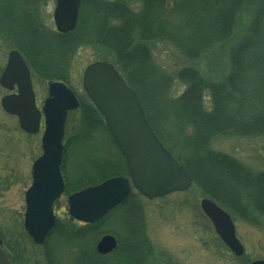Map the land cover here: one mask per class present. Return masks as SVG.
<instances>
[{"label":"trees","instance_id":"16d2710c","mask_svg":"<svg viewBox=\"0 0 264 264\" xmlns=\"http://www.w3.org/2000/svg\"><path fill=\"white\" fill-rule=\"evenodd\" d=\"M44 1L0 0V29L14 32L17 42L12 41V46L31 72L43 81L69 85L67 70L78 48L98 45L111 52L115 68L139 97L150 126L192 183L205 198L257 225L264 217V171L250 172L232 157L210 150L209 143L218 136L264 134V0H82L77 26L67 35L47 31L41 24L38 8ZM248 6L250 23L229 51L227 74L209 80L197 67L183 68L177 80L187 88L176 99H168L172 81L153 64L148 43L166 42L183 58L198 63L230 38L240 11ZM79 102L84 141L73 142L77 162L71 170L65 169L64 142L67 196L110 177L126 176L124 160L102 118L89 101ZM98 129L107 135L112 149L103 160L90 158V135ZM140 199L132 192L93 225L69 217L57 219L42 246L46 264H147L152 249ZM108 223L119 227L122 235L112 231L118 248L100 257L94 244L106 233L103 227Z\"/></svg>","mask_w":264,"mask_h":264},{"label":"rangeland","instance_id":"374dc122","mask_svg":"<svg viewBox=\"0 0 264 264\" xmlns=\"http://www.w3.org/2000/svg\"><path fill=\"white\" fill-rule=\"evenodd\" d=\"M55 6V0H45L38 8V18L47 31L56 33L53 21ZM251 11L250 6L241 10L230 38L198 63L183 58L166 42L148 43L153 64L172 81L168 99H176L187 88V84L177 80V73L183 68L197 67L200 75L209 80H220L227 74L229 51L245 35ZM10 50L0 38V74ZM95 61H106L114 67L116 63L111 52L98 45H90L76 50L70 69L67 70L69 87L85 104H88L89 100L82 90V74L84 69ZM31 80L36 105L41 109L48 95L47 81L38 79L34 73H31ZM7 94L8 92L0 87V100ZM205 107H210L207 97ZM79 128L80 111L76 110L68 115L65 124L66 170H71L77 162L73 142L84 141ZM42 132L43 123L38 134H24L17 119L5 114L0 107V243L12 264H46L42 248L32 243L23 223L24 195L32 183V164L42 153ZM89 145L90 158L94 160L109 157L112 150L106 134L101 129L91 133ZM209 149L232 157L254 174L264 171V134L214 137L209 143ZM204 198L192 183L184 193H175L155 200L140 199L145 218V233L152 249L147 264H249L255 260L264 261V217H260L257 225H251L231 215L237 238L245 250L242 258H235L203 215L200 201ZM66 207L67 195H63L54 205L58 220L64 221L68 217ZM103 229L106 232L103 235H114L112 231L122 235L119 227L110 223Z\"/></svg>","mask_w":264,"mask_h":264},{"label":"water","instance_id":"95a60500","mask_svg":"<svg viewBox=\"0 0 264 264\" xmlns=\"http://www.w3.org/2000/svg\"><path fill=\"white\" fill-rule=\"evenodd\" d=\"M55 1L53 20L56 30L67 34L76 26L81 0ZM0 85L10 91L14 85L17 86V95L2 98L1 107L18 118L19 126L25 133L37 134L43 117L42 155L32 165V184L25 193L24 213L25 231L34 244L42 245L55 224L53 203L64 191L61 164L67 114L76 110L79 102L66 84L49 81L48 97L39 111L35 105L29 70L16 51L8 55ZM82 88L103 117L125 160L131 184L143 197L152 200L189 188L191 180L158 140L148 125L137 95L113 66L106 62L90 64L83 72ZM130 192L128 179H108L69 196V215L78 222L95 223L121 204ZM200 206L224 244L236 256L242 255L243 247L235 237L229 216L210 200H203ZM116 247L115 238L107 235L97 243L96 251L105 255ZM0 264H10L1 248Z\"/></svg>","mask_w":264,"mask_h":264},{"label":"flooded vegetation","instance_id":"af4514ba","mask_svg":"<svg viewBox=\"0 0 264 264\" xmlns=\"http://www.w3.org/2000/svg\"><path fill=\"white\" fill-rule=\"evenodd\" d=\"M22 14V10H20V15ZM15 34H14V32H10V30L8 29V27H4V28H1L0 29V38H2L3 39V41L9 46V48L12 50L13 49V46H12V44H13V42H17V38H16V36H14ZM13 41V42H12ZM21 43V42H20ZM10 50V51H11ZM16 51H18L17 49H15ZM9 51V52H10ZM8 52V53H9ZM230 215V214H229ZM232 215V214H231ZM230 215V217L232 218L233 216H235V215H233V216H231ZM233 219V218H232ZM234 224V223H233ZM235 228V227H234ZM235 230V229H234ZM236 233V232H235ZM237 236V235H236ZM233 255V254H232ZM245 255V252L242 254V255H240V256H238V257H235L234 255V257L235 258H242L243 256Z\"/></svg>","mask_w":264,"mask_h":264},{"label":"bare ground","instance_id":"6f19581e","mask_svg":"<svg viewBox=\"0 0 264 264\" xmlns=\"http://www.w3.org/2000/svg\"><path fill=\"white\" fill-rule=\"evenodd\" d=\"M74 28H75V27H74ZM58 34H60V33H58ZM60 35H61V34H60ZM138 99H139V97H138ZM139 101H140V99H139ZM140 103H141V101H140ZM141 106H142V104H141ZM142 109H143V106H142ZM143 111H144V109H143ZM40 142H41V140H40ZM63 180H64V177H63ZM104 217H105V216H104ZM104 217H103V218H104ZM103 218H102V219H103ZM48 234H49V233H48ZM116 239H117V238H116ZM117 241H118V240H117ZM117 245H118V244H117Z\"/></svg>","mask_w":264,"mask_h":264}]
</instances>
